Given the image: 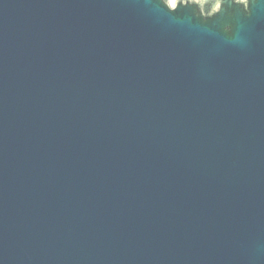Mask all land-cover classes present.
Here are the masks:
<instances>
[{
    "label": "water",
    "instance_id": "1",
    "mask_svg": "<svg viewBox=\"0 0 264 264\" xmlns=\"http://www.w3.org/2000/svg\"><path fill=\"white\" fill-rule=\"evenodd\" d=\"M0 0V264H264V0Z\"/></svg>",
    "mask_w": 264,
    "mask_h": 264
}]
</instances>
